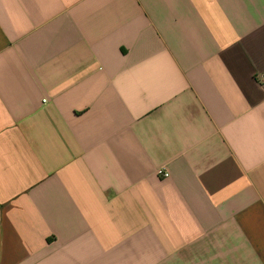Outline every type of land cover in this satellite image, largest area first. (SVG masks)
<instances>
[{
  "label": "crops",
  "instance_id": "0c3cea01",
  "mask_svg": "<svg viewBox=\"0 0 264 264\" xmlns=\"http://www.w3.org/2000/svg\"><path fill=\"white\" fill-rule=\"evenodd\" d=\"M0 264H264V0H0Z\"/></svg>",
  "mask_w": 264,
  "mask_h": 264
},
{
  "label": "built area",
  "instance_id": "2783aa9c",
  "mask_svg": "<svg viewBox=\"0 0 264 264\" xmlns=\"http://www.w3.org/2000/svg\"><path fill=\"white\" fill-rule=\"evenodd\" d=\"M164 176H165V177H169V175H168V174H165Z\"/></svg>",
  "mask_w": 264,
  "mask_h": 264
}]
</instances>
